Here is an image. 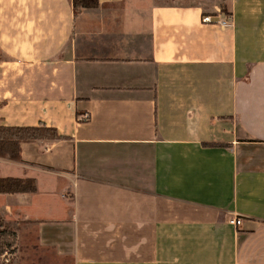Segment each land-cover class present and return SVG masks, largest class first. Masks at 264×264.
<instances>
[{
    "label": "crops",
    "instance_id": "1",
    "mask_svg": "<svg viewBox=\"0 0 264 264\" xmlns=\"http://www.w3.org/2000/svg\"><path fill=\"white\" fill-rule=\"evenodd\" d=\"M0 50V126L62 137L0 157L12 264H264V0H0Z\"/></svg>",
    "mask_w": 264,
    "mask_h": 264
},
{
    "label": "trees",
    "instance_id": "2",
    "mask_svg": "<svg viewBox=\"0 0 264 264\" xmlns=\"http://www.w3.org/2000/svg\"><path fill=\"white\" fill-rule=\"evenodd\" d=\"M75 17L85 9H95L99 0H72ZM223 12L230 15L227 6L222 7ZM62 137L57 130L46 125L37 127H5L0 126V157L13 161L21 160V144L38 140H60ZM36 190L33 180L3 179L0 180V192H32ZM18 245V228L8 227L0 219V256L7 248L16 250Z\"/></svg>",
    "mask_w": 264,
    "mask_h": 264
},
{
    "label": "built area",
    "instance_id": "3",
    "mask_svg": "<svg viewBox=\"0 0 264 264\" xmlns=\"http://www.w3.org/2000/svg\"><path fill=\"white\" fill-rule=\"evenodd\" d=\"M202 23L203 24H207V25H212V24H218V25H221L223 27H230L232 23L229 22V20H218V21H215L213 19L212 16H204L202 18ZM85 119H88L89 118V115H85L84 117ZM229 223L235 227H240L242 225V220L239 219V218H233L229 221ZM7 263H10L9 259L6 260Z\"/></svg>",
    "mask_w": 264,
    "mask_h": 264
},
{
    "label": "rangeland",
    "instance_id": "4",
    "mask_svg": "<svg viewBox=\"0 0 264 264\" xmlns=\"http://www.w3.org/2000/svg\"><path fill=\"white\" fill-rule=\"evenodd\" d=\"M7 60V57L6 55L0 50V62H3ZM1 219V218H0ZM2 221H4L3 219H1ZM4 223L10 227V228H17L16 226H10L8 225L5 221ZM18 244H19V236H18ZM17 250H18V245H17V248L16 250H13L11 248H7L4 252V254L2 256H0V264H12L15 262V259H16V254H17ZM7 259H9L10 263H7Z\"/></svg>",
    "mask_w": 264,
    "mask_h": 264
}]
</instances>
